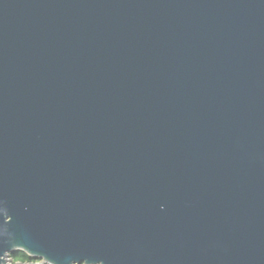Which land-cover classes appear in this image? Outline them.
Returning a JSON list of instances; mask_svg holds the SVG:
<instances>
[{"label": "water", "instance_id": "obj_1", "mask_svg": "<svg viewBox=\"0 0 264 264\" xmlns=\"http://www.w3.org/2000/svg\"><path fill=\"white\" fill-rule=\"evenodd\" d=\"M18 251L264 264V0H0V264Z\"/></svg>", "mask_w": 264, "mask_h": 264}, {"label": "trees", "instance_id": "obj_2", "mask_svg": "<svg viewBox=\"0 0 264 264\" xmlns=\"http://www.w3.org/2000/svg\"><path fill=\"white\" fill-rule=\"evenodd\" d=\"M11 258L13 259V261L15 263H32L35 260L32 259L31 257H29L26 253L22 252V251H18L16 253H14Z\"/></svg>", "mask_w": 264, "mask_h": 264}, {"label": "flooded vegetation", "instance_id": "obj_3", "mask_svg": "<svg viewBox=\"0 0 264 264\" xmlns=\"http://www.w3.org/2000/svg\"><path fill=\"white\" fill-rule=\"evenodd\" d=\"M13 254H10L9 256H12ZM32 263H43V261L42 260H35L34 262H32ZM29 264V263H28Z\"/></svg>", "mask_w": 264, "mask_h": 264}, {"label": "built area", "instance_id": "obj_4", "mask_svg": "<svg viewBox=\"0 0 264 264\" xmlns=\"http://www.w3.org/2000/svg\"><path fill=\"white\" fill-rule=\"evenodd\" d=\"M10 257H11V256H9V259H8V260H9V264H12L11 261H12L13 259L11 258V261H10ZM12 262H13V261H12Z\"/></svg>", "mask_w": 264, "mask_h": 264}, {"label": "rangeland", "instance_id": "obj_5", "mask_svg": "<svg viewBox=\"0 0 264 264\" xmlns=\"http://www.w3.org/2000/svg\"><path fill=\"white\" fill-rule=\"evenodd\" d=\"M8 259H9V258H8ZM8 261H9V260H8ZM10 261H11V257H10ZM12 261H13V260H12ZM12 261H11L12 264H17V263H15L14 261H13V262H12Z\"/></svg>", "mask_w": 264, "mask_h": 264}, {"label": "bare ground", "instance_id": "obj_6", "mask_svg": "<svg viewBox=\"0 0 264 264\" xmlns=\"http://www.w3.org/2000/svg\"><path fill=\"white\" fill-rule=\"evenodd\" d=\"M8 258H9V255H8V256H7V258H6V260H7L8 264H9Z\"/></svg>", "mask_w": 264, "mask_h": 264}]
</instances>
